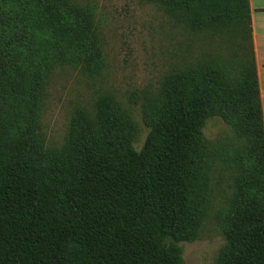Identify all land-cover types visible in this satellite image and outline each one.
Here are the masks:
<instances>
[{"label":"trees","instance_id":"obj_1","mask_svg":"<svg viewBox=\"0 0 264 264\" xmlns=\"http://www.w3.org/2000/svg\"><path fill=\"white\" fill-rule=\"evenodd\" d=\"M145 1L212 40L195 64L145 92L149 131L136 151V123L108 94L74 108L63 143L46 144L40 113L51 71L100 69L92 12L76 0H0V264H185L179 243L198 237L225 172L213 215L225 245L214 264H264V122L249 0ZM217 35L231 57L212 48ZM212 115L243 144L208 141Z\"/></svg>","mask_w":264,"mask_h":264},{"label":"rangeland","instance_id":"obj_2","mask_svg":"<svg viewBox=\"0 0 264 264\" xmlns=\"http://www.w3.org/2000/svg\"><path fill=\"white\" fill-rule=\"evenodd\" d=\"M76 1L91 9L99 40L100 69L88 74L79 66L66 64L51 71L40 113L42 135L48 146H60L74 108L89 106L100 95L108 94L136 123L133 147L140 151L149 131L141 118L143 95L155 91L181 65L195 64L201 51L211 48L206 41L212 38L205 36L203 42L196 39L192 32L168 17L159 5L145 0ZM214 41L219 45L212 46L213 49L231 57L232 48L225 37L217 35ZM202 131L210 142L229 139L243 144L244 141L218 115L205 118ZM219 167L222 165L218 163ZM228 184L225 172L212 194L209 216L198 237L179 243L185 264H214L225 245L214 216L224 201L225 193L220 188L227 189Z\"/></svg>","mask_w":264,"mask_h":264},{"label":"crops","instance_id":"obj_3","mask_svg":"<svg viewBox=\"0 0 264 264\" xmlns=\"http://www.w3.org/2000/svg\"><path fill=\"white\" fill-rule=\"evenodd\" d=\"M252 43L264 122V0H249Z\"/></svg>","mask_w":264,"mask_h":264}]
</instances>
